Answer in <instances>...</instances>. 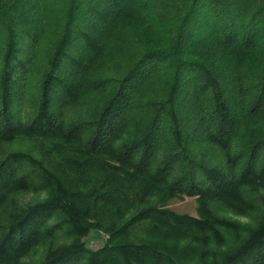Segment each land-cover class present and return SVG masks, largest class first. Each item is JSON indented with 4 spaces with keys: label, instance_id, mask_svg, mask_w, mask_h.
I'll use <instances>...</instances> for the list:
<instances>
[{
    "label": "trees",
    "instance_id": "1",
    "mask_svg": "<svg viewBox=\"0 0 264 264\" xmlns=\"http://www.w3.org/2000/svg\"><path fill=\"white\" fill-rule=\"evenodd\" d=\"M106 83L93 118L63 124ZM139 108L149 119L113 146ZM262 122L264 0H0V264H264V217L211 206L264 201ZM30 189L44 196L23 201ZM175 194L199 216L158 207ZM95 228L108 237L91 250Z\"/></svg>",
    "mask_w": 264,
    "mask_h": 264
},
{
    "label": "rangeland",
    "instance_id": "2",
    "mask_svg": "<svg viewBox=\"0 0 264 264\" xmlns=\"http://www.w3.org/2000/svg\"><path fill=\"white\" fill-rule=\"evenodd\" d=\"M42 49L43 46L40 44L39 47H37V52L34 56L33 60V67L39 65L41 66L42 61ZM100 61L97 60V63ZM105 64L102 62L97 66V78L99 79L100 75H104L106 73V69L100 72L101 69H104ZM39 72H36L33 74L32 80L37 77ZM114 84L106 83L103 87L99 89L94 90H87L84 92V94L79 97V99L76 101V106L79 108L76 112H69L67 111L63 117L62 122L64 125H70L72 123L78 122L81 119H91L95 116L97 110V101L100 99H103L104 97H107L112 89L114 88ZM28 90V93L31 94V90ZM25 107H19L18 115L20 117H24L25 114ZM149 110L147 108H139L131 113H128L125 116L123 127L119 133V135L116 137V139L113 140V146L117 147L121 145L124 141H128L132 136L138 135L139 131L142 129L145 122L149 119ZM263 120V119H262ZM264 124V122H262ZM241 136V128L238 130L237 136ZM237 137L236 139H238ZM262 157H264V148L262 149ZM261 150V151H262ZM160 156V153H156L153 156V159L151 161L152 165L156 164L158 161V157ZM264 159V158H263ZM245 160V155L242 156L241 162L243 164ZM57 173L62 177L65 178L67 181L74 180V177H76V171L74 169L66 168L63 170H58ZM26 193L23 194L24 197H22L23 201H28L29 199H40L44 196V191H32L31 189L28 191H25ZM264 195V194H263ZM159 208L163 209H169L172 212L179 214V215H187L192 217H198L199 211L201 207L200 199L196 195H184V194H175L170 195L166 198H163L159 203L157 204ZM211 206L218 211V213L223 214L227 217H230L232 219H235L241 223H248L250 225H256L263 217H264V201L261 205L255 206L254 209L249 210L247 213H235L232 211L227 210L223 206H221L219 203H212ZM117 217V213L114 212H106L103 215V221L104 223L111 221H114ZM108 237V232L104 231L101 228H95L91 229L87 235H85L82 238L83 244L85 247L91 250H97L101 248L105 244V240ZM244 234H241L239 236V239L232 240L231 245L236 244L243 240ZM164 239V238H163ZM222 250L225 251L228 248L227 244H224L221 246ZM120 259L116 260V263L118 264ZM211 259L209 257H196L193 256L192 258L188 259L189 264H209ZM122 263V262H121Z\"/></svg>",
    "mask_w": 264,
    "mask_h": 264
}]
</instances>
